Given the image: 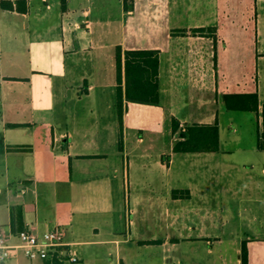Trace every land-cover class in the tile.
Here are the masks:
<instances>
[{
  "label": "crops",
  "instance_id": "0c3cea01",
  "mask_svg": "<svg viewBox=\"0 0 264 264\" xmlns=\"http://www.w3.org/2000/svg\"><path fill=\"white\" fill-rule=\"evenodd\" d=\"M27 1L26 13L0 6L2 18L20 20L0 21V42L6 29L10 38L30 25L47 29L46 36L29 39L46 65L0 80V232L31 227L40 234L60 227L73 247L115 245L117 264H128L121 253L122 245L132 241L127 223L141 213L144 227L149 222L158 227L164 220L174 231L162 239L141 240L144 244L158 240L153 244L175 246L206 239L214 255L216 243L228 241L231 251L214 255L209 264H242V244L248 241L250 264H264L260 210L253 212L248 228L239 198H228L229 206L237 207H228L221 222L213 210L209 212L208 189L215 184L212 176L209 181V167L229 163L232 169L240 163L226 158L222 143L219 151L211 152L173 149L184 137L180 131L190 124L218 121L221 128L223 122L241 118L257 124V145L260 115L229 112L222 97L258 92L264 104V0H249L242 7L246 16L252 15L251 50L244 37H229L235 25L245 33L250 28L247 21L231 22L235 0H129L130 10L125 0H66L65 9L62 0ZM33 11L34 23L23 22L22 17H31ZM118 45L124 51H160L159 104L127 100L123 70L122 125L117 110ZM7 78L29 83L25 92L30 106L19 94L7 97ZM40 97L46 99L44 106L35 99ZM174 118L180 122V137L173 129ZM134 132L166 138L168 150H130L129 134ZM174 153L192 168L189 176L177 177L173 184L167 176L173 171ZM174 189L189 190L190 196L176 198ZM0 264L54 261L30 260L20 253Z\"/></svg>",
  "mask_w": 264,
  "mask_h": 264
},
{
  "label": "rangeland",
  "instance_id": "374dc122",
  "mask_svg": "<svg viewBox=\"0 0 264 264\" xmlns=\"http://www.w3.org/2000/svg\"><path fill=\"white\" fill-rule=\"evenodd\" d=\"M235 2L237 6L232 13L231 22L235 21L236 24H240L247 21L250 28L247 31L248 33H245L240 27L238 28L235 25L230 30L229 37L233 40L244 37L243 39L247 43V50H251L252 45L249 40H251L252 37V15L246 16L242 9V7L249 4V0H235ZM242 3H244V6H242ZM232 5L231 3V6ZM34 12L35 11H33L31 17H22V21L34 23ZM0 21L8 24L11 21L15 23L20 20H15L11 16L2 18L0 15ZM26 32L23 31L22 34H17L14 38H10L8 29L5 30L4 38H2L0 42V80H3L5 76L16 77L25 73L29 74V70L32 66L36 67L41 65L44 67L46 65V60L36 53V49L32 48L29 39L31 38V40L33 39L32 41H35L42 38L49 33V30L39 29L35 25H30L29 30L27 29ZM28 33H31V36H28ZM248 52L249 51H246V53ZM37 81H39V78ZM27 87H29V83L18 78H7V80L4 81V91L7 97H13L19 94L25 102H28V106H30L31 103L26 99L29 96L28 92H25ZM21 90L22 92H19ZM41 97L35 99L43 103L44 106L46 104V99L45 97ZM39 113L40 111L37 109L36 117L40 116ZM86 116H89V114H86ZM250 123L251 122L246 119L241 118L238 120H231V123L223 122L221 125L220 137L226 158L238 162L240 165L232 169L228 168L232 166V164L229 163L220 165L219 167H209V181L211 182L214 180L215 184L213 185L212 183L211 187L208 189L209 212L213 210L214 213L217 214V217H219L218 222L222 221L221 214H225L228 207L231 209L237 207L236 205L229 206L228 198L240 199V206L246 217L244 221L246 228L249 227V222L253 223V214L258 210L263 213L262 224L264 225V152L258 150L255 144L257 124ZM139 137L143 138L140 142L138 140ZM177 137H180V133L177 134ZM129 138L128 148L130 150L132 147L140 151L147 150L155 153L157 151L168 150V143L167 141L165 142L166 138L160 139L159 137H154L151 133L134 132L133 134H129ZM173 157L175 159L173 171L167 176L172 182L176 181L177 177L182 180V178L189 176L191 174L190 169L192 168L191 165L186 163L179 155L175 154ZM151 172H154L152 167L150 176H152ZM211 176L213 177L212 180L210 178ZM159 186L161 189V183H159ZM131 191L133 195L135 190L132 189ZM122 197L124 198L123 194ZM196 201H198V199ZM140 216L141 213L137 216L130 217V219H134V221L132 223L128 221L127 223V227L128 229L131 228L133 236L132 241L122 245L121 253L127 258L128 264H179V262L180 264H209L216 256H220L222 252L231 251L228 241H224L220 245L216 243V254H214L216 256H214L209 253L211 245L206 239H202L195 243L182 241L175 246L171 243L167 245H154L153 243L144 244V242L140 241L152 239L153 237L162 239L167 235H173L174 231L167 229L164 220L161 221L158 227L153 226L151 224L152 222L147 224L148 227H144L143 222L138 218ZM67 224L68 223L65 222L64 225L67 229V233L70 235L72 229L67 228ZM122 225L125 233V220H123ZM79 233H81V231ZM76 249L79 251L81 260L77 263L64 261L61 264H117L118 250L115 245H107L105 247L76 246ZM83 257H85L84 260Z\"/></svg>",
  "mask_w": 264,
  "mask_h": 264
},
{
  "label": "trees",
  "instance_id": "16d2710c",
  "mask_svg": "<svg viewBox=\"0 0 264 264\" xmlns=\"http://www.w3.org/2000/svg\"><path fill=\"white\" fill-rule=\"evenodd\" d=\"M63 9L66 8V0H62ZM0 6L7 10H16L26 13L29 9L27 0H0ZM125 8H133L129 0H125ZM197 31H202L198 29ZM116 65L118 81V103L117 110L119 121H123V70L125 73V96L129 101L159 104L161 99L159 73H160V51L157 49H130L123 50L121 45L116 47ZM223 104L229 112H254L261 117L258 124L257 147L264 151V104L261 105L258 92H229L223 95ZM20 126L21 124H12ZM173 129L175 133L185 132L183 138L174 144V152H205L219 151L221 149L220 124L193 123L181 130L180 122L174 118ZM173 196L189 197L190 191L174 189ZM153 243H158L154 241ZM242 264H250L247 242L242 244ZM54 264H61L54 261Z\"/></svg>",
  "mask_w": 264,
  "mask_h": 264
},
{
  "label": "built area",
  "instance_id": "2783aa9c",
  "mask_svg": "<svg viewBox=\"0 0 264 264\" xmlns=\"http://www.w3.org/2000/svg\"><path fill=\"white\" fill-rule=\"evenodd\" d=\"M18 238L13 242L12 238ZM74 244L66 242L65 230L60 227L37 233L31 227L18 232H0V263L22 253L30 260L70 261L81 260Z\"/></svg>",
  "mask_w": 264,
  "mask_h": 264
},
{
  "label": "water",
  "instance_id": "95a60500",
  "mask_svg": "<svg viewBox=\"0 0 264 264\" xmlns=\"http://www.w3.org/2000/svg\"><path fill=\"white\" fill-rule=\"evenodd\" d=\"M182 136H185V132H182Z\"/></svg>",
  "mask_w": 264,
  "mask_h": 264
}]
</instances>
